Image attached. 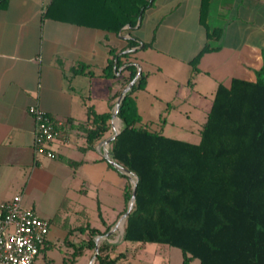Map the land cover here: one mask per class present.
<instances>
[{
    "label": "crops",
    "instance_id": "0c3cea01",
    "mask_svg": "<svg viewBox=\"0 0 264 264\" xmlns=\"http://www.w3.org/2000/svg\"><path fill=\"white\" fill-rule=\"evenodd\" d=\"M50 2L7 0L0 8V203L15 194L22 202L33 187L59 184L63 189L65 177L77 174L82 177V192L92 189L98 206L112 204L118 219L125 206L127 178L104 157L102 141L108 131L92 147H87L86 139L87 130L96 126L93 113H111L118 95L109 97L127 85L125 64L115 77L103 73L112 58L110 49L130 53L122 60L146 74L143 89L160 74L179 84L181 75L189 82L200 79V90L189 87L184 98L171 101L200 110L203 126L218 85L229 86L233 78L257 79L264 63V0H207L203 11L202 0H154L131 29L132 35L43 17ZM46 25L53 37L44 49ZM213 28L221 30L218 39L207 38V30ZM131 36L139 44L124 48ZM111 38L117 42L109 44ZM206 42L217 49L205 52L193 72L189 62ZM80 64L91 73L72 72ZM32 104L62 122L57 126L59 136L49 144L54 158L33 149L35 123L28 111ZM66 234L50 223L49 238ZM82 235L76 233L73 239ZM47 244L53 245L49 239ZM86 253L74 264H82Z\"/></svg>",
    "mask_w": 264,
    "mask_h": 264
},
{
    "label": "trees",
    "instance_id": "16d2710c",
    "mask_svg": "<svg viewBox=\"0 0 264 264\" xmlns=\"http://www.w3.org/2000/svg\"><path fill=\"white\" fill-rule=\"evenodd\" d=\"M6 2L0 0V8ZM153 2L51 0L43 17L114 33L125 30L132 35L131 29ZM206 5L207 0H202V11ZM206 35L218 39L221 30L213 28ZM138 44L131 36L124 48ZM214 49L217 46L208 42L202 46L189 62L193 72L200 57ZM110 53L112 58L103 73L115 77L125 64L124 69L129 71L125 86L134 78L137 67L122 60L129 52L111 48ZM86 67L80 64L72 72L90 74ZM145 84L146 74L141 72L120 102V132L109 146L112 158L137 176L135 202L124 223L122 243L177 247L182 252V264H192L193 259L199 264H264V63L256 81L233 78L229 86L218 85L197 143L166 136L142 122L133 92ZM110 117V112L93 113L96 126L86 132L87 147L109 130ZM131 192L127 182L121 214ZM110 227L100 230L87 224L70 228L64 242L72 248V261L94 249L95 237ZM73 233L86 236L74 242L68 239ZM47 243L48 239L40 252ZM116 247V243L102 241L96 263L127 264L126 250Z\"/></svg>",
    "mask_w": 264,
    "mask_h": 264
},
{
    "label": "rangeland",
    "instance_id": "374dc122",
    "mask_svg": "<svg viewBox=\"0 0 264 264\" xmlns=\"http://www.w3.org/2000/svg\"><path fill=\"white\" fill-rule=\"evenodd\" d=\"M60 36L67 38V35ZM53 35L47 25L44 27L42 38L44 49L48 48L47 40ZM116 38H111L110 43H116ZM101 48V47H99ZM105 49V47L103 46ZM202 82L195 78V81H187L186 76L181 75V83L174 79H168L165 75L156 76L152 83L145 89H138L133 92L136 97L137 108L142 117V122L150 129L180 140L197 143L200 139L203 117L200 110H196L183 101L172 102L171 99L179 100L185 97L189 87L201 89ZM204 89H207V87ZM177 94V95H176ZM207 97H210L207 95ZM193 115L197 116L193 119ZM193 119V120H192ZM114 126L119 127L114 121ZM111 117L110 128L103 140L112 134ZM106 148V146H105ZM80 175L66 176L65 182L58 188L57 186L31 188L23 195L22 205L37 212L46 218L55 228L68 231L77 226L89 225L103 230L106 225L117 222V208L112 204H100L92 189H87L84 193L81 190ZM127 182L131 184L130 178ZM114 190H116L114 188ZM113 190V192H114ZM114 205V204H113ZM122 226V228H121ZM124 225H119L102 241L116 243L117 250H126L127 257L124 260L127 264H182V252L179 248L169 245L139 244L133 245L125 241L128 246L122 243ZM76 233L68 235V239L74 240ZM82 236H86L83 234ZM65 235L57 238H48L53 243L42 252L38 253L32 264H74L72 261V248L65 244ZM78 239H76L77 241ZM74 240V242H76ZM101 241V242H102ZM100 242V243H101ZM94 249H88L82 264L91 261ZM76 261V260H75ZM93 264H97L96 260ZM192 264H199L197 259L192 260Z\"/></svg>",
    "mask_w": 264,
    "mask_h": 264
},
{
    "label": "built area",
    "instance_id": "2783aa9c",
    "mask_svg": "<svg viewBox=\"0 0 264 264\" xmlns=\"http://www.w3.org/2000/svg\"><path fill=\"white\" fill-rule=\"evenodd\" d=\"M34 123L33 149L36 153L54 158L50 142L59 136L55 120L38 105L28 108ZM50 223L46 218L24 207L21 195L0 203V264H32L40 249L46 245Z\"/></svg>",
    "mask_w": 264,
    "mask_h": 264
},
{
    "label": "water",
    "instance_id": "95a60500",
    "mask_svg": "<svg viewBox=\"0 0 264 264\" xmlns=\"http://www.w3.org/2000/svg\"><path fill=\"white\" fill-rule=\"evenodd\" d=\"M140 74H141V69L137 65V72H136L134 78L131 81H129L128 84L123 88L122 92L118 95V97H117V99L115 101V104L113 106V109H112V112H111V127H112V130H113L112 131V134L108 138H106L105 140L102 141V144L104 145V157H105V159L114 168H116L120 173L125 174L127 177L130 178L131 186H132L131 196H130L128 202H127V206H126L125 211L120 216V218L117 220V222L105 234L97 235L95 237V246H94L93 255H92L91 261L88 264H93L94 263V261L96 259V255L98 253V247L100 245V242L102 240L106 239V237L114 230V228H116L119 225H124L125 220H126L128 214H129V212L133 209V206H134L137 176L132 171H130L127 168L123 167L122 165L118 164L112 158L111 152L109 150V146L111 144V141L120 132L119 127H115L114 126V121L115 120L118 121V123L120 124V118L117 115V111H118L120 102L125 97L126 93L131 89L132 85L138 79V77L140 76ZM105 146H106V148H105Z\"/></svg>",
    "mask_w": 264,
    "mask_h": 264
},
{
    "label": "bare ground",
    "instance_id": "6f19581e",
    "mask_svg": "<svg viewBox=\"0 0 264 264\" xmlns=\"http://www.w3.org/2000/svg\"><path fill=\"white\" fill-rule=\"evenodd\" d=\"M118 122V121H117ZM119 124V123H118ZM120 125V124H119ZM121 228H122V226H121Z\"/></svg>",
    "mask_w": 264,
    "mask_h": 264
}]
</instances>
